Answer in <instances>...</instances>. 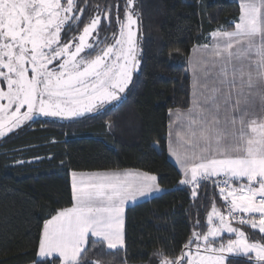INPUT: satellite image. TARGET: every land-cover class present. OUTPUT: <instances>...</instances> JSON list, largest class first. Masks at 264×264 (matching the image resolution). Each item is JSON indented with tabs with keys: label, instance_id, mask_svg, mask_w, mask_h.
<instances>
[{
	"label": "snow or ice",
	"instance_id": "6c2138e0",
	"mask_svg": "<svg viewBox=\"0 0 264 264\" xmlns=\"http://www.w3.org/2000/svg\"><path fill=\"white\" fill-rule=\"evenodd\" d=\"M135 2L125 0L123 19L116 6L112 30V5L85 21L79 0H0V138L38 116L81 118L122 99L140 65ZM239 9L231 30H213L210 45L193 49L190 107L170 113L184 130L176 133L179 147L169 133L179 184L195 200L211 182L223 209L213 197L206 230L193 231L178 257L154 253L160 264H236L237 257L264 264V0H240ZM104 28L111 34L102 36ZM71 176L73 206L44 223L39 264H104L87 253L126 252L125 205L160 191L158 178L142 171Z\"/></svg>",
	"mask_w": 264,
	"mask_h": 264
},
{
	"label": "trees",
	"instance_id": "16d2710c",
	"mask_svg": "<svg viewBox=\"0 0 264 264\" xmlns=\"http://www.w3.org/2000/svg\"><path fill=\"white\" fill-rule=\"evenodd\" d=\"M108 5L114 6L115 30L116 6L123 19L125 0H79L78 6L86 21ZM134 7L140 65L118 103L68 122L37 119L0 140V264H39L43 223L72 206L73 171L139 170L156 175L164 190L125 209L126 252L90 250L89 261L160 264L154 253L178 257L193 231L206 230L213 197L223 209L211 182L195 200L190 187L179 184L181 176L167 158V120L170 110L189 107L191 50L210 45L213 30H231L240 9L229 0H136ZM105 33L111 34L107 28ZM244 231L252 240L261 237ZM236 264L247 262L237 257Z\"/></svg>",
	"mask_w": 264,
	"mask_h": 264
},
{
	"label": "crops",
	"instance_id": "0c3cea01",
	"mask_svg": "<svg viewBox=\"0 0 264 264\" xmlns=\"http://www.w3.org/2000/svg\"><path fill=\"white\" fill-rule=\"evenodd\" d=\"M231 2H234L238 5L239 7V2L240 0H229ZM211 44V43H210ZM197 48V47H196ZM194 49V48H193ZM193 49L191 50V53L189 54L188 56V59H187V65H188V71H189V77H190V95H189V100H190V96H191V78H192V74H191V69H190V65H189V61L190 59L192 60H195L198 58V55L199 54H194L193 52ZM189 107H190V103H189ZM187 110V109H186ZM186 110H179L181 112L183 111H186ZM178 110H170L168 112V120H167V158L169 159V161L171 162V164L177 169V171L179 172L180 176H181V179H182V173H181V170H180V167L179 165L177 164L176 162V159L174 156L171 155L170 151H169V144H170V137H169V133H170V130L172 132V137H171V142L173 144L174 147H179V141L177 139V136H176V133L177 132H183L184 130L181 129L180 127V121L176 120L174 116H170V113H175L177 112ZM170 121H172L173 123L170 124ZM110 171H139V170H131V169H128V170H110ZM97 172V171H96ZM71 173L69 174V182H70V187H71V198H72V176H71ZM78 174H88V173H92V172H77ZM161 189V188H160ZM164 190L161 189L160 191H154L152 193H150L149 195L147 196H144V197H138L135 201H129L126 205H125V209L128 208V207H131L133 205H136V204H139V203H142L144 201H147L153 197H156L158 195H160L161 193H163ZM73 199H72V206H73ZM71 206V207H72ZM46 222V221H45ZM44 222V223H45ZM43 223V225H44ZM42 229H43V226L41 228V232H40V236L42 234ZM39 236V238H40ZM37 252H38V247H37ZM37 252H36V259L39 260L38 256H37ZM113 252V251H112ZM51 259V258H50Z\"/></svg>",
	"mask_w": 264,
	"mask_h": 264
},
{
	"label": "rangeland",
	"instance_id": "374dc122",
	"mask_svg": "<svg viewBox=\"0 0 264 264\" xmlns=\"http://www.w3.org/2000/svg\"><path fill=\"white\" fill-rule=\"evenodd\" d=\"M137 35H138V33H137ZM109 104H107V105H105V107L106 106H108ZM24 110H26V109H23L22 111H24ZM37 119H45V120H55V121H58V122H68L69 120H76V119H79V118H73V119H63V118H53V117H43V116H38V117H36L35 119H33L32 121H34V120H37ZM32 121H29V122H27L25 125H23L21 128H23V127H25L26 125H28V124H30ZM20 128V129H21ZM20 129H17V130H15L13 133H15V132H17L18 130H20ZM10 134H12V133H10ZM10 134H8V135H10ZM7 135V136H8ZM6 137V136H5ZM5 137H3V138H5ZM3 138H0V140L1 139H3ZM190 187V186H189ZM216 190V189H215ZM216 194H217V192H216ZM217 196H218V194H217ZM218 198L220 199V197L218 196ZM221 200V199H220ZM222 201V200H221ZM222 203H223V201H222ZM248 228V227H247ZM249 229H251V228H249ZM251 230H253V229H251ZM253 231H256V232H258V230H253ZM259 233V232H258ZM260 234V233H259ZM261 235V234H260ZM223 236L224 237H226V238H224V239H227V238H229V234H227V233H224L223 234ZM234 238V237H233ZM114 252V251H113Z\"/></svg>",
	"mask_w": 264,
	"mask_h": 264
},
{
	"label": "built area",
	"instance_id": "2783aa9c",
	"mask_svg": "<svg viewBox=\"0 0 264 264\" xmlns=\"http://www.w3.org/2000/svg\"><path fill=\"white\" fill-rule=\"evenodd\" d=\"M217 194H218V190H216ZM219 196V195H218Z\"/></svg>",
	"mask_w": 264,
	"mask_h": 264
}]
</instances>
